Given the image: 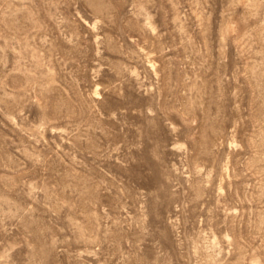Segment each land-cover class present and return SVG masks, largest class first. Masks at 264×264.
<instances>
[{
	"label": "rangeland",
	"instance_id": "obj_1",
	"mask_svg": "<svg viewBox=\"0 0 264 264\" xmlns=\"http://www.w3.org/2000/svg\"><path fill=\"white\" fill-rule=\"evenodd\" d=\"M0 264H264V0H0Z\"/></svg>",
	"mask_w": 264,
	"mask_h": 264
}]
</instances>
